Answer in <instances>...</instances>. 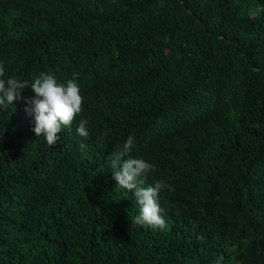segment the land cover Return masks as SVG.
I'll return each mask as SVG.
<instances>
[{
    "label": "trees",
    "instance_id": "trees-1",
    "mask_svg": "<svg viewBox=\"0 0 264 264\" xmlns=\"http://www.w3.org/2000/svg\"><path fill=\"white\" fill-rule=\"evenodd\" d=\"M0 62L83 96L54 146L0 106V264H264V0H0ZM129 136L164 229L112 178Z\"/></svg>",
    "mask_w": 264,
    "mask_h": 264
},
{
    "label": "clouds",
    "instance_id": "clouds-1",
    "mask_svg": "<svg viewBox=\"0 0 264 264\" xmlns=\"http://www.w3.org/2000/svg\"><path fill=\"white\" fill-rule=\"evenodd\" d=\"M26 88H30L33 95H23ZM17 100L25 102V112L33 117L32 131L37 137L43 136L49 146L61 140L59 134L62 130L70 127L83 111V96L75 77L61 83L53 74L41 71L31 81L20 80L15 75L6 77L5 66L0 62V106H4L5 102L12 105ZM76 132L83 140L90 139L86 119H80ZM80 147L83 149L85 145L81 143ZM134 148L135 139L129 136L111 160L112 178L117 186L133 193L139 205L133 223L141 227L164 229L167 225L161 215L159 194L165 189L174 191V188L162 180L145 186L142 177L155 168L143 158H133L130 154Z\"/></svg>",
    "mask_w": 264,
    "mask_h": 264
}]
</instances>
